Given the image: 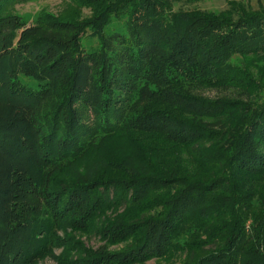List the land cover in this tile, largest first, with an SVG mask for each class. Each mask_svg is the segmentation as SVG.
<instances>
[{"label": "trees", "instance_id": "1", "mask_svg": "<svg viewBox=\"0 0 264 264\" xmlns=\"http://www.w3.org/2000/svg\"><path fill=\"white\" fill-rule=\"evenodd\" d=\"M31 1L0 0V264H264V3Z\"/></svg>", "mask_w": 264, "mask_h": 264}, {"label": "rangeland", "instance_id": "2", "mask_svg": "<svg viewBox=\"0 0 264 264\" xmlns=\"http://www.w3.org/2000/svg\"><path fill=\"white\" fill-rule=\"evenodd\" d=\"M251 4L254 7H258L257 3L263 2L264 0H249ZM226 0H202L196 4L192 5H185V4H179L176 5L175 9H179L182 7V9H194L195 7L202 10L212 11V12H220L223 11V9H227L228 5ZM62 8V1L61 0H33L25 5L18 7V13L24 20L27 21L28 24L34 23L38 17L40 16L41 12L47 11V12H53L58 13ZM122 23L114 20L113 23L110 25L109 30L112 29H118L122 28ZM88 41V42H87ZM85 44L87 48H94L97 46V39L95 38H86ZM90 42V43H89ZM237 62H240L241 60H236ZM31 84H36L32 81H30ZM29 82V84H30ZM207 95L213 96L215 92H206ZM131 136L127 135H120L116 136L115 139L111 140L108 149L110 152L117 153V154H123L126 153L127 149L130 148L132 145ZM68 232H71V230H68ZM77 238L79 236L81 243L84 244L86 248H91L94 250H97L99 248H104L106 246L105 242L101 241L99 239V236L94 234H86L81 233L76 234ZM60 236L63 237L64 234L60 232ZM109 250H119L120 246H109ZM77 253H68L64 248L60 245H57L51 249L48 253H46L41 258H38L35 260L32 264H67V262L77 257ZM68 256V257H66ZM148 264H155L154 261H149ZM181 264V263H177Z\"/></svg>", "mask_w": 264, "mask_h": 264}]
</instances>
